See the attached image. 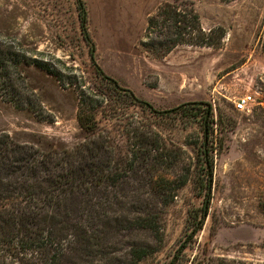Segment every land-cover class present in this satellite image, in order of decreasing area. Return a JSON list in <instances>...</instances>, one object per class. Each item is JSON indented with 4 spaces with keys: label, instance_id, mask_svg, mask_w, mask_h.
Masks as SVG:
<instances>
[{
    "label": "rangeland",
    "instance_id": "rangeland-1",
    "mask_svg": "<svg viewBox=\"0 0 264 264\" xmlns=\"http://www.w3.org/2000/svg\"><path fill=\"white\" fill-rule=\"evenodd\" d=\"M83 1L94 59L107 75L160 110L186 101L210 103L221 122V146L214 154L210 202L202 227L188 241L187 218L202 200L190 151L200 136L198 122L159 115L118 98L95 71L80 31L76 0H0V38L15 39L31 54L32 49L43 52L46 60L52 54L64 63H52L62 81L34 65L23 68L46 110L43 115L52 120L39 119L0 98V132L44 150L73 148L85 136L76 121L78 91L83 90L85 102L102 101L96 115L100 128L114 134L148 126L158 132L167 149H177L154 170L167 178L170 201L165 206L157 201L159 186L136 178V210L139 198L148 197L157 229L136 225V229L122 230L116 251L122 263L127 264L123 253L132 246H145L150 251L134 264L171 260L199 264L204 253L264 264V0H179L184 11L177 22L181 36L196 42L201 30H211L214 44L180 42L169 50L161 45L164 32L157 31L172 30L167 25L171 19L149 34L146 24L148 16L174 0ZM247 93L253 94L254 102L248 110H236L233 101ZM184 240L187 245L181 248Z\"/></svg>",
    "mask_w": 264,
    "mask_h": 264
},
{
    "label": "trees",
    "instance_id": "trees-1",
    "mask_svg": "<svg viewBox=\"0 0 264 264\" xmlns=\"http://www.w3.org/2000/svg\"><path fill=\"white\" fill-rule=\"evenodd\" d=\"M76 9L95 71L118 98H126L129 103L159 115L194 118L199 124L200 136L190 151L196 177L194 183L200 189L202 200L187 218L185 236L190 241L208 213L213 159L220 150L222 124L214 117L210 103L186 101L160 110L107 75L94 59L95 48L86 27L87 11L83 0H76ZM183 12L179 0L160 6L147 18L148 34L155 32V27L166 19H171L167 25L172 30L157 31L164 32L161 42L164 49L169 50L180 42L213 45L211 30H201L196 42L181 36L182 26L177 22ZM262 46L264 49V36ZM30 51H35L36 56L23 49L15 39L0 38V98L17 109L30 110L39 119L52 120L43 115L46 110L27 82L23 68L34 65L62 81L52 63H64L52 54L46 60L41 56L43 52ZM88 90L102 93L97 87H88ZM84 95L83 90L78 91L76 121L85 136L71 149L44 150L31 143L14 141L8 133L0 132V264H92L94 260L95 264H105L107 260L124 264L116 253L122 242V230L136 229V225L151 231L157 229L151 208H148V197L139 198L140 207L136 210V178L159 186L157 201L165 206L170 201L166 194L167 178L154 170L163 166V157L172 154L171 150H177L176 147L167 149L160 142L158 132L148 126L145 130L136 131L135 127L114 134L100 128L96 115L102 101L92 98L85 102ZM187 172L191 174L189 168ZM142 200L146 203L142 204ZM186 245L187 240H184L181 248ZM147 251L150 250L145 246H132L123 257L127 258V264H134ZM198 260L199 264H244L240 259L219 258L207 253ZM173 263L171 260L166 264Z\"/></svg>",
    "mask_w": 264,
    "mask_h": 264
},
{
    "label": "built area",
    "instance_id": "built-area-1",
    "mask_svg": "<svg viewBox=\"0 0 264 264\" xmlns=\"http://www.w3.org/2000/svg\"><path fill=\"white\" fill-rule=\"evenodd\" d=\"M254 96L251 93L243 94L238 96L234 101V108L238 111H245L250 108L252 102H254Z\"/></svg>",
    "mask_w": 264,
    "mask_h": 264
}]
</instances>
